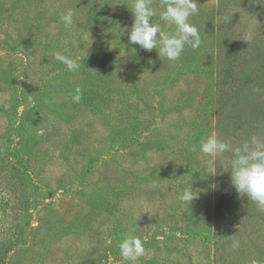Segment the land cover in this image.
I'll return each mask as SVG.
<instances>
[{
    "label": "rangeland",
    "instance_id": "374dc122",
    "mask_svg": "<svg viewBox=\"0 0 264 264\" xmlns=\"http://www.w3.org/2000/svg\"><path fill=\"white\" fill-rule=\"evenodd\" d=\"M131 2L0 0V149L10 125L33 148L19 150L35 188L13 190L17 202H32L25 264H264V207L231 187L232 153L216 158L211 176L202 169L211 158L193 151L213 132L233 149L264 138V6L198 0L190 22L201 44L170 61L129 45ZM161 3L153 0L154 22L169 32ZM69 9L66 29L60 17ZM57 52L78 58L79 69L69 71ZM23 83L30 97L16 113ZM3 157L1 170L15 161ZM190 184L205 191L188 204L179 197ZM130 232L144 242L135 262L119 250Z\"/></svg>",
    "mask_w": 264,
    "mask_h": 264
},
{
    "label": "clouds",
    "instance_id": "9594fccd",
    "mask_svg": "<svg viewBox=\"0 0 264 264\" xmlns=\"http://www.w3.org/2000/svg\"><path fill=\"white\" fill-rule=\"evenodd\" d=\"M252 5L264 6V0H250ZM159 11L160 21L174 26L172 31L165 32L160 23L154 22L157 10L153 7V0H132L131 13L133 22L128 31L129 45H139L140 48L152 51L158 50L159 57H166L170 61L180 58L186 46L193 49L201 44L198 28L190 22V18L197 14L198 0H162ZM74 11L69 9L60 17L66 29L74 26ZM230 20V17H226ZM55 59L62 63L69 71H76L80 64L78 58L71 54L57 52ZM73 96L75 102L81 99L80 90L76 89ZM197 157L200 154L210 157L202 168L211 176L217 175L212 169L215 168V160L218 156L231 152L229 164L230 184L238 197H247L248 201L264 207V138L253 135L233 149L229 141L220 139L216 133L208 134L199 142V149H193ZM226 171V172H227ZM215 188V184L212 185ZM203 189H194L192 184L185 187L179 199L191 204L198 199ZM233 248L239 247L238 241H233ZM121 257L126 261L135 262L144 254L143 240L130 232L119 244Z\"/></svg>",
    "mask_w": 264,
    "mask_h": 264
},
{
    "label": "trees",
    "instance_id": "16d2710c",
    "mask_svg": "<svg viewBox=\"0 0 264 264\" xmlns=\"http://www.w3.org/2000/svg\"><path fill=\"white\" fill-rule=\"evenodd\" d=\"M29 76L28 66H25V71L22 77ZM58 83V82H56ZM22 89L16 90L13 97V112L17 113V109L21 104L27 103L26 101L30 97V92L27 83H23ZM59 84V83H58ZM36 86H39L37 83ZM58 86L54 87L57 90ZM42 92V88L38 89V94ZM59 97V96H53ZM132 123V122H131ZM10 125L5 136L7 138V148L0 151L4 154V159L12 157L15 161H8L4 170L0 171V176L5 175L6 180H0V264H25L28 259L29 248L34 245V239H32L35 228L32 227L30 210L32 202L27 197H20L17 202L15 198L16 192L13 190H20L24 193L27 188H35L33 186L32 174L30 172V166L24 162V156L21 154L19 148L22 146L28 151L25 156H31L33 148L28 144V138L24 136L22 127L19 125L17 129ZM19 128V129H18ZM10 133V134H8ZM15 133L21 134L18 136L19 140L10 143V138L15 136ZM131 135L135 137L134 130ZM40 150V147L35 148ZM34 150V151H35ZM185 155L188 152H184ZM152 178V176H151ZM37 190V188H36ZM22 224H19V221ZM31 237V239H29ZM150 261L146 262L142 260L143 264H176L171 261L170 258H164L157 260L156 258H149Z\"/></svg>",
    "mask_w": 264,
    "mask_h": 264
}]
</instances>
